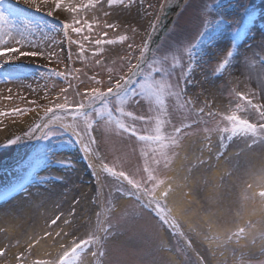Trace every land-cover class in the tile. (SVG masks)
<instances>
[{"label":"rangeland","instance_id":"1","mask_svg":"<svg viewBox=\"0 0 264 264\" xmlns=\"http://www.w3.org/2000/svg\"><path fill=\"white\" fill-rule=\"evenodd\" d=\"M180 4H183L184 12L179 19L173 20ZM36 5H39V10ZM73 5L77 10L70 12L69 8ZM49 11L53 14L49 15ZM0 12L7 18L5 28L15 37V40L5 37L0 47L12 44L23 51L31 41L40 45L42 51L59 53V57L45 55L36 63L21 58L0 67V76L8 80L4 82L8 86L0 88V113H4L0 115V122L8 130L5 136L0 137V194L29 175L33 178L27 188L42 189L46 183L39 178L43 171L59 174L57 170L65 169L60 166L70 163L66 177H61L56 183L51 182L46 191L33 190V193L26 194L23 188L21 194L24 196L20 200L0 210V213L7 214L22 207L28 208L33 204L31 200L35 193L43 200L35 209L37 215L49 217L48 223L44 221L39 226L36 216L20 221L27 222L20 233L15 229L10 234L7 227L1 224L0 253L3 255H0V264H35L39 260H51L73 239H88L93 234L97 240L90 250L81 254L77 264H264V245L250 251L249 256L239 248L241 241H247L241 247L253 248L264 240L261 239L264 228L258 236L249 235L264 221V213L246 220L223 237H218L213 230L220 219H228L233 225H238L242 219V213L235 212L234 204L244 207L245 200L243 203L240 199L233 201L239 189L247 199L254 195V187L264 190V179H261L264 176V149H261L264 145H251L250 140L242 135L229 139L223 131L226 127L231 128L226 117L233 113L258 122L256 113L246 110V101L241 99V93L253 99L254 103L264 104V0H123L122 4L111 6L107 0H100L95 6H89V0H62L59 9L55 8V0H47V3L35 0V4L31 0L27 4L24 0H0ZM105 12L109 15L106 16ZM253 13H256L255 17H250ZM62 21L80 27L82 32L77 34L68 30L65 33ZM108 24L115 27L108 28ZM168 27V32L161 36V32ZM236 29L239 30V38L235 42L232 38ZM22 32L27 39L23 45L16 44V40L20 39L18 34ZM202 32L205 35L196 53L191 52L190 60L189 50L198 33ZM121 35L127 37L123 43L119 42ZM159 35L160 39L157 38ZM69 36L75 43L68 44ZM97 39H110L117 43L99 46L95 44ZM146 42L150 51L146 53L147 62L143 64V77L163 79L169 85L178 82L179 87L165 93L163 108L155 103L154 98L151 105L147 100L138 98L142 104L129 100L125 111L131 110L134 114L150 112L152 115L150 125L137 124L140 134L154 135L157 118L165 121L161 134L170 138L176 134L169 121L177 127L193 125L192 128H185L189 133L187 136L180 134L183 144L176 149L178 154H169V150L165 149L167 162L162 159L154 171V175L165 180V184L172 182L175 173L181 177L180 172H183L175 192H185L190 187L193 201L187 209L197 205L198 213L205 215L198 218V225L187 226L183 232L173 229L171 224L163 225L162 216L157 214L154 206L143 207L146 198L137 202L135 197L127 196L124 192L126 182L122 183L104 171L107 165L114 171H127L137 181L146 182L145 155L152 163V149L158 145L139 143L137 137L120 130L114 121L106 118L99 125L94 124L92 134L96 143L91 145L92 151L88 153L100 167V185L93 167L88 168V173L84 169L86 175L80 176L77 168L72 166L83 158V154L79 141L67 129L70 125L84 128V118L73 120L71 113L55 109L59 103L70 108L80 102L87 105L89 97L85 93L92 88L106 91L110 78L127 73V58H131L132 63L137 62ZM80 45H83V53ZM129 45L132 47L129 48ZM229 51L234 55L229 66L220 72L217 68ZM3 59L0 57V60ZM161 67L171 73L170 78L165 72L155 73L154 69ZM46 69L62 72L67 79ZM112 82H115L114 79ZM47 108H53L54 114L46 113ZM202 108L204 111L201 113ZM209 109L213 116L208 115ZM31 113H36L34 122L16 132L14 126L17 122ZM95 114L93 109L89 112L93 121ZM50 119L56 123L48 128H36L42 121ZM122 119L126 124L131 123L130 118ZM33 129L34 133L29 134ZM49 131V136L42 137ZM3 132L1 129L0 136ZM9 140L16 142L9 143ZM190 143H198L196 153L185 151ZM216 145L221 148L222 155L212 151L211 147ZM253 147H259L262 154H257V149ZM206 153L211 155L212 160L208 165L204 164L208 159ZM155 155L158 157L159 153ZM183 155L185 160L190 159L180 166L177 161L184 160L180 158ZM69 158L72 160L68 161ZM248 159H255V164L248 163ZM190 161L198 166V170H193ZM217 165H220L219 168L214 169ZM213 170L218 173L214 174ZM249 183L252 184L251 189L247 187ZM118 186L121 188L119 192ZM148 187H151L150 183ZM184 194L189 195L187 192ZM244 196H241L242 200ZM122 199L124 202H121ZM161 206L169 217L170 211L162 202ZM62 214L67 220L61 217ZM64 222L77 225L79 231L76 236L71 235L72 229L68 226L62 241L50 240L47 228L53 229ZM246 225L245 233L240 234L239 228ZM193 230L209 239L197 237L189 247L186 241L192 238ZM166 245L178 259L169 256ZM56 246L57 252L53 253ZM224 246L229 248L228 255L222 253Z\"/></svg>","mask_w":264,"mask_h":264},{"label":"snow or ice","instance_id":"2","mask_svg":"<svg viewBox=\"0 0 264 264\" xmlns=\"http://www.w3.org/2000/svg\"><path fill=\"white\" fill-rule=\"evenodd\" d=\"M24 2L27 4L30 2V0H24ZM44 2L47 3V0H44ZM107 2L111 6L117 3L122 4L123 0H107ZM31 3L35 4V0H31ZM61 3L62 0H55V8L59 9ZM96 3H100V0H89V6H95ZM36 6L37 10H39V5ZM76 10L77 9L75 5L69 8L70 12H74ZM48 14L52 15L53 13L52 11H49ZM105 15L107 16L109 15V13L105 12ZM6 24L7 18L5 17V15H3L2 12H0V45L4 44L5 37H8L11 40H15V37L12 36L11 31L5 28ZM61 24L65 33H67L68 30H71L72 32L77 34H80L82 32V29L80 27H73L72 23L62 21ZM107 27L113 28L115 27V25L108 24ZM89 28H91V25H89ZM203 34L204 33L200 34V40L203 37ZM18 35L20 36V39L16 40V44L23 45L24 41L27 39V36L23 32L19 33ZM105 36H107V33H105ZM126 39L127 37L123 35L119 36L120 43H123ZM67 42L68 44L75 43L74 41H72L70 36L67 37ZM114 43H117V41L110 39H97L95 41V44L99 46L112 45ZM197 44L194 47H196ZM131 47L132 45H129V48ZM80 50L81 53H83V45H80ZM148 51H150V48L148 47V43L146 42L136 63H132V59L127 58V73L119 75L118 77L110 78L109 86L106 91H103L100 88H92L91 90L87 91L85 93V95L89 97L87 105L84 102H80L78 105L70 108L64 103H59L55 105V109L71 113L73 120H76L79 117L84 118V128H79V125H70L69 127L77 136L78 141L83 145V150L85 152H91V145L96 143V137L92 133L95 130L94 123H98V121H93L89 118V113L85 110L86 108H93L94 112L101 119L106 118L110 122L114 121L120 130L129 133L133 137H137L139 141L158 145V147H154L152 149V163H149V157L147 154L145 155V171L147 172L146 182L144 180L137 181L134 176L127 171H114L112 167H108L107 165L104 166V171L110 174L112 177L118 178L122 183L126 182L124 192L127 196L135 197L137 202H139L142 198H146V204L143 205V207L152 208L154 206L157 214L162 216V224H171L172 228L175 229L177 226L176 221H170L168 219V213H166L165 208L161 206V201L167 200L170 188L164 187L166 183L165 180L158 179V177L154 175V171L159 167L162 159L165 160V163L167 162L166 153L164 150L168 149L169 154L176 153V149L181 147L183 144V141L180 139V134L183 133L185 136H187L189 133L185 131V128H192L193 125L190 124L183 127H177L176 124L169 121L171 128L176 134L174 137L170 138L169 136L161 134L162 125L165 123V121L157 118L154 135L140 134L137 128V124L145 126L150 125L152 115L150 114V112H144L143 114H134V112L131 110L125 111L124 105L129 102V100L135 101L137 104H142V100L138 98L147 100L149 105H151L154 98L155 103L160 106V108H163L165 93L169 92L173 87H179L178 82L175 85H169L163 79L154 80L152 76H145L142 82L138 79L142 75L143 64L147 62L146 53ZM9 53H15V55H9ZM45 55L59 57V53L55 52L54 50L42 51L40 45L34 44L31 41H28V47L23 51L21 50V48L9 44L7 47H0V57L4 58L3 60H0V67H3L5 63H10L11 61H15L21 58H28L31 63H36L39 58ZM233 55L234 53L231 51L227 53V58H225L220 64V71H223L229 66L230 59L233 57ZM191 56L192 53L190 51V60ZM97 62L99 63V61ZM153 63H155V61ZM149 67H151V65H149ZM46 70L49 72H55L54 69ZM154 71L157 74L165 72L169 78L171 77V73H167L163 67L154 69ZM189 71H191V69ZM55 75L67 79L65 74L62 72H55ZM113 79L115 81L114 83L112 82ZM0 82H8V80L3 79L0 80ZM97 83H101V81H97ZM137 83H139L138 88L135 87ZM181 91H184L185 94H187L184 89H181ZM176 95L178 96L179 93H176ZM240 96L241 99L246 101V110L256 113L258 122H252L249 119L241 118L239 115L233 113L226 117L227 121L231 123V128L229 129L226 127L223 129V131L225 133H228L230 131L231 136L229 137V139H231L232 136L242 135L246 140H250L251 145H264V104L254 103L253 99L245 96L243 93H241ZM113 101L117 102L118 104V107L116 108L118 115H114L113 108L110 107V104ZM97 102L101 104V107H95ZM237 107L239 108V105ZM203 111V108L200 109L201 113ZM46 113L54 114V109L47 108ZM0 115H4V113H0ZM208 115L213 116L214 113H212L209 109ZM122 118H130L131 123H124ZM196 124L198 126L199 121H197ZM47 126L48 122L42 121L41 124L36 125V128H47ZM34 131L35 129H33L29 134H33ZM50 134V131L45 132L42 134V137H47ZM85 137L87 138V142H85ZM166 141H170V143ZM8 142L15 143L16 140H9ZM156 153H159L158 157L155 155ZM222 154L223 153H221V155ZM201 163H203V161H201ZM261 179H264V176H262ZM148 183L151 184V187H148ZM247 187L251 189L252 184H247ZM117 191H121V188L119 186L117 187ZM258 195L260 199L264 201V191H260ZM245 199H247V197H245ZM53 223H55V221H53ZM68 226L70 229H72L71 235L76 236L77 232L79 231L77 225L73 222H69ZM246 228L247 225L245 227H240L239 233H245ZM201 236L204 240L209 239L208 236L199 232H195V230H193L191 234L192 238L186 241L187 245L191 247V245L196 242V238ZM261 239H264V232L261 233ZM96 240L97 237L95 236V234L89 236L88 239H84L82 237L79 239H73L71 245L64 247L62 252L57 257L51 260H39L36 261L35 264H77L81 253L85 252L86 250H90L93 246L94 241ZM92 254L96 255L95 252H93ZM0 255H3V253H0Z\"/></svg>","mask_w":264,"mask_h":264},{"label":"bare ground","instance_id":"3","mask_svg":"<svg viewBox=\"0 0 264 264\" xmlns=\"http://www.w3.org/2000/svg\"><path fill=\"white\" fill-rule=\"evenodd\" d=\"M11 83H9L10 85ZM5 86H8V85H0V88H3ZM36 118V113H31L29 114L28 116H26L25 118H22L21 120H19L16 124V126H14L15 128V131L16 132H21L24 128H26L31 122H34V119ZM48 122V126H51L53 125L54 123H56V121L54 119H50L47 121ZM4 126V125H3ZM45 128V127H44ZM2 129L3 134L0 136H5L6 135V132L8 131L6 127H2L1 125V122H0V130ZM197 148H198V143H190V145H187L185 147V151H193L194 153H196L195 151H197ZM255 149H257L256 153L257 154H262L261 153V149H264V148H261V149H258L257 147H253ZM193 152L190 154V155H193ZM75 154V152H73ZM91 157V158H89ZM89 157H87L89 159V161H91V163L95 166V159L93 158L92 155H90ZM180 158H183L184 160H179L177 161V164L178 165H182L184 161H189L190 158H188L187 160H185L184 158V155ZM247 158H250L249 156ZM71 159V158H69ZM257 159V158H256ZM72 160V159H71ZM187 161V162H188ZM248 163H250L251 165L255 164V159H248L247 161ZM75 168H77V173L78 175L82 176L83 175V169H82V164L80 162L78 163H73ZM213 165V164H212ZM211 165V166H212ZM232 165V164H231ZM220 165H217L216 167H214V169H218ZM99 168V166H97ZM182 168V167H181ZM251 168V167H250ZM253 168V166H252ZM214 174L218 173L217 171L213 170ZM64 175H66L68 173V170H63L61 171ZM181 175V178L183 176V172H180ZM174 179H176L177 181H174V182H168L167 184L164 185V187H169V185L171 184H176L178 183L179 181V177L177 176V174L175 173L173 175ZM261 189V188H259ZM259 189H256L254 187L253 191H255L257 194L260 190ZM33 190H42V189H38V188H34V187H31V188H27L24 193L26 194H29V193H33L34 191ZM42 191H46L45 189H43ZM187 192L189 195H185L184 193ZM185 192H180V193H173L171 191H169V196L167 198L166 201H164L166 203V206H167V209H169L170 211V216L168 217V219L170 221L172 220H175L176 221V229H178L179 231H186V228L187 226L188 227H192V226H196L198 225L199 221H198V218H201V217H204V213L200 214L198 213V206L195 205L193 206L192 209H187V206L188 204H190L192 201H193V196L190 192V187L187 188V190H185ZM159 194V193H157ZM23 193L17 197H15L14 199L6 202V203H3V204H0V210L8 205H10L11 203L15 202V201H18L21 199V197H23ZM241 196H244L243 194V191H237L236 192V195H235V199L233 201H239V199L241 200V202L243 203V201L245 200V203L243 204V206H238V204H234L236 207L237 210H235V212L239 213L241 212L242 214V219L238 221V225H233L232 222H230L228 219H220V222L219 224H217L216 226H214L213 230L218 234V237H223L224 235L227 234L228 231H231L233 230L235 227H238V226H242L246 220H251V219H255L256 217H258L259 215L263 214L264 213V201H262L260 199V197H257L256 195H254V198L251 197L250 199H245V196L242 197L243 200L241 199ZM46 197V196H44ZM33 203L31 206H29L28 208H24L22 207L19 211H15V212H11V213H7V214H2L0 213V216L2 217L1 220H0V227H1V224L4 225V227H7L8 229V232L11 234V232H13L12 230H15L17 231V233H20L22 227L27 224V222L25 223H20L23 222V220L27 221V219H29L30 217H34L36 216V224L37 226L39 225H42V223H44V221H46V223L49 222L47 216L45 215H41V214H38L37 215V211H35L36 207H38V205H40L43 200H41V196L38 195V194H35L32 195V200H31ZM121 202H124V200L122 199ZM119 205V204H118ZM215 206H213L214 208ZM240 207V208H239ZM36 214V215H35ZM204 215V216H203ZM65 220L66 217L62 214V216ZM228 217H230V215H228ZM42 228V227H40ZM53 229H48L47 228V231L49 232V235H50V240H57L58 242L62 241V236L64 235V233L68 230V224H66V222L64 223H59L57 225H55L54 227H52ZM264 228V221L261 222L257 228L253 231V232H249V235H256L258 236L259 233L262 232ZM38 239V238H35V240ZM259 239V238H258ZM230 240V238H228V241ZM231 240H233V238H231ZM224 242L227 241V238L225 240H223ZM221 242V241H220ZM246 242L247 241H241L239 243L240 245V249H242L245 253H246V256H249L250 255V251L252 250H255L257 249L260 245H264V240H260V243L256 245V247H253L251 248L250 246H247V247H241V244H244V246L246 245ZM62 243V242H61ZM64 243V242H63ZM72 241L69 242V245H71ZM222 243V242H221ZM66 246V247H67ZM169 245H166L165 248L169 254V256L171 258H173L174 260L177 258L178 259V256L176 255V253L174 251H172V249H169L168 247ZM60 247V246H59ZM1 245H0V249H1ZM58 246H56L55 248L53 247V253L54 251L57 252V249ZM63 249H61V251L59 253L62 252ZM172 251V252H171ZM222 253L224 255H228L229 253V248L224 246V250L222 251ZM248 254V255H247ZM58 255H56L57 257ZM178 262V260H176ZM176 264H180V263H176Z\"/></svg>","mask_w":264,"mask_h":264}]
</instances>
